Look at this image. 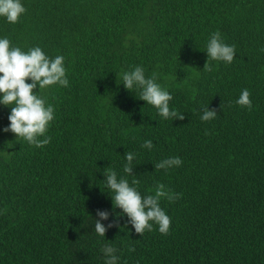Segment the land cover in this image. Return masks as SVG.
<instances>
[{
    "label": "trees",
    "instance_id": "trees-1",
    "mask_svg": "<svg viewBox=\"0 0 264 264\" xmlns=\"http://www.w3.org/2000/svg\"><path fill=\"white\" fill-rule=\"evenodd\" d=\"M23 3L17 23L0 18V37L64 56L69 86L44 90L55 117L42 148L3 131L11 109L0 104V264H104L105 244L119 264H264V0ZM217 31L236 48L230 64L206 53ZM136 66L182 119L123 86ZM243 89L251 110L235 103ZM205 108L216 118L201 121ZM128 152L137 158L124 173ZM171 156L183 163L156 168ZM107 169L138 181L142 196L158 184L179 195L160 201L167 234L136 233L103 186Z\"/></svg>",
    "mask_w": 264,
    "mask_h": 264
},
{
    "label": "clouds",
    "instance_id": "clouds-1",
    "mask_svg": "<svg viewBox=\"0 0 264 264\" xmlns=\"http://www.w3.org/2000/svg\"><path fill=\"white\" fill-rule=\"evenodd\" d=\"M26 11L23 0H0V18L10 24L17 23ZM206 53L214 61L230 64L236 56V48L225 43L221 33L217 31L210 35ZM64 61V56L49 57L39 46L23 51L20 47L12 46L7 37H0V104L11 109L8 116L9 124L3 129L4 132H11L16 140L22 139L36 148H42L50 143L51 137L47 133L55 117V107L49 102L44 90L57 85L69 86L68 70ZM120 79L126 89L138 90L139 98L154 106L160 117L183 118L176 109L170 108L173 97L168 89L157 82L155 75L146 76L143 67L136 66L130 71L123 72ZM29 80L31 83L26 82ZM37 88L39 90L34 91ZM250 96V91L243 89L235 103L251 110ZM216 116L215 111H208L205 108L200 119L206 122L215 119ZM142 147L151 151L154 147L152 140H145ZM136 158L134 152L126 154L124 173L131 171L132 161ZM182 163L178 156H171L162 159L155 166L157 169L167 171L179 167ZM138 183L133 180L130 184L128 179L119 177L117 171L107 169L103 186L106 185L110 190L114 207L120 208L122 214L130 219L136 233L151 231L156 225L161 234H167L171 218L160 206V201L164 198L178 199L179 195L174 196L163 184H158L153 194L142 196L136 187ZM99 215L101 220L108 218L106 212ZM95 233L102 238L105 237L106 228L99 220L95 222ZM129 251L135 249L130 247ZM101 252L105 256L104 264H119L118 249L112 244H105Z\"/></svg>",
    "mask_w": 264,
    "mask_h": 264
}]
</instances>
